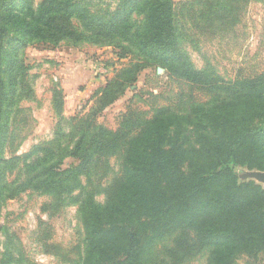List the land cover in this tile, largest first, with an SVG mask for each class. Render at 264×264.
<instances>
[{"label": "rangeland", "instance_id": "1", "mask_svg": "<svg viewBox=\"0 0 264 264\" xmlns=\"http://www.w3.org/2000/svg\"><path fill=\"white\" fill-rule=\"evenodd\" d=\"M53 2L103 21L119 8V0H15L12 9L19 13L26 4L36 13ZM170 2L178 48L190 68L226 82L264 73V0ZM141 18L132 15L134 21ZM70 23L79 27L73 17ZM104 69L107 72L100 77ZM123 72L133 80L118 81L124 90L117 99L105 107L98 104L108 80ZM215 95L177 79L117 41L51 44L26 40L19 29L8 28L0 48V154L5 161L0 182V264H81L86 251L94 248L80 203L85 193H94L97 204L105 203L108 189L122 176L124 151L102 156L78 184L61 181L62 172L77 165L67 155L79 121L90 118L94 128L115 132L126 112L133 114L132 122H141L159 111L186 112ZM186 133L185 145L197 146L203 133L192 127ZM59 160L55 186L43 188L46 175L39 177L41 169ZM233 170L235 187L250 183L264 191L252 176L264 171L243 166ZM221 185L226 193L234 190L230 182ZM193 238L194 233L185 230L157 239L142 264H207L214 256L211 247L185 256ZM230 262L264 264V247L256 257L236 252Z\"/></svg>", "mask_w": 264, "mask_h": 264}, {"label": "trees", "instance_id": "2", "mask_svg": "<svg viewBox=\"0 0 264 264\" xmlns=\"http://www.w3.org/2000/svg\"><path fill=\"white\" fill-rule=\"evenodd\" d=\"M14 1L0 0V48L8 28L19 29L26 40L51 44L117 41L177 79L216 93L186 112L159 111L141 122H132L133 114L126 112L115 132L94 128L90 118L78 122L67 155L77 165L63 171L61 181L78 184L102 156L124 151L122 176L108 189L105 203L97 204L94 193L81 200L94 247L81 264H142L154 241L185 230L194 233L185 256L211 247L214 256L207 264H231L236 252L256 257L263 251L264 191L250 183L235 187L233 167L264 171V73L226 82L190 68L178 48L170 0H119L116 14L107 21L71 10L64 2L41 6L36 13L25 4L15 13ZM134 14L142 18L134 21ZM130 80L124 72L110 78L97 103H113L124 90L118 81ZM189 127L203 133L197 146L185 145ZM4 163L0 154V182ZM60 164L41 169L39 177L46 175L43 188L55 186L54 169ZM224 181L234 190L226 193Z\"/></svg>", "mask_w": 264, "mask_h": 264}, {"label": "water", "instance_id": "3", "mask_svg": "<svg viewBox=\"0 0 264 264\" xmlns=\"http://www.w3.org/2000/svg\"><path fill=\"white\" fill-rule=\"evenodd\" d=\"M255 179H257L259 182H261L264 186V173L263 172H256L252 175Z\"/></svg>", "mask_w": 264, "mask_h": 264}, {"label": "built area", "instance_id": "4", "mask_svg": "<svg viewBox=\"0 0 264 264\" xmlns=\"http://www.w3.org/2000/svg\"><path fill=\"white\" fill-rule=\"evenodd\" d=\"M106 72H107V71L104 69V70L100 73V77L104 76Z\"/></svg>", "mask_w": 264, "mask_h": 264}]
</instances>
